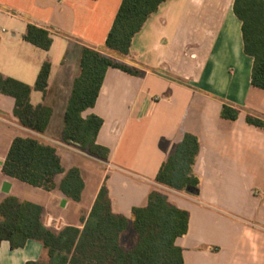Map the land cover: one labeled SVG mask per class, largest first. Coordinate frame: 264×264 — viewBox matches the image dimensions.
I'll use <instances>...</instances> for the list:
<instances>
[{"label": "crops", "instance_id": "0c3cea01", "mask_svg": "<svg viewBox=\"0 0 264 264\" xmlns=\"http://www.w3.org/2000/svg\"><path fill=\"white\" fill-rule=\"evenodd\" d=\"M122 2L0 0V73L34 88L49 60L48 90H33L31 103L53 110L41 135L22 127L14 116L15 99L0 94V205L9 196L41 205L45 226L59 233L67 226L82 227L107 186L114 211L131 219L133 209L146 207L151 192L161 188L156 178L175 146L193 134L200 141L194 166L200 190L197 196L171 195L190 213L188 233L176 241L184 264H264V129L246 120L249 114L264 120V90L252 85L254 58L245 52L235 0L162 4L135 36L124 61L143 75L110 68L96 105L83 113L103 120L97 142L109 149V159L64 142L82 49L105 46ZM29 24L50 31V51L24 39ZM224 104L239 109L238 120L222 118ZM20 136L54 146L66 171L80 169L85 181L80 202L59 188L49 192L3 173ZM82 162L89 164L85 170ZM71 206L74 222L58 215ZM46 259L43 245L34 240L16 250L8 241L0 246V264Z\"/></svg>", "mask_w": 264, "mask_h": 264}, {"label": "trees", "instance_id": "16d2710c", "mask_svg": "<svg viewBox=\"0 0 264 264\" xmlns=\"http://www.w3.org/2000/svg\"><path fill=\"white\" fill-rule=\"evenodd\" d=\"M167 1L123 0L105 46L83 47L80 75L74 82L65 115V143L97 159H109V149L97 142L103 120L96 115L84 118L83 113L96 105L110 68L143 75L140 68L124 61L135 36ZM234 12L243 23L245 52L254 58L252 85L264 90V0H235ZM24 39L46 52L52 47L50 31L35 24H29ZM50 73L51 63L47 60L34 88L0 73V94L15 99L14 116L19 124L41 135L48 129L53 110L46 105L34 106L31 94L33 90L47 92ZM221 116L236 121L240 111L224 104ZM246 120L264 129L263 119L249 114ZM199 152L198 137L187 134L159 171L156 183L161 188L151 192L146 207L133 209L131 219L114 211L107 186L102 187L88 217L82 218V227L67 226L59 233L45 226L41 205L9 196L0 205V246L8 241L16 250L24 248L29 240L41 243L46 261L26 264H184L183 249L176 241L187 235L190 213L178 207L162 188L197 196L187 189L200 190V179L194 172ZM2 170L6 176L33 187L49 192L59 188L69 199L82 200L85 181L80 169L66 171L56 148L35 137H17ZM62 175L58 185L57 178ZM131 226L137 240L127 247L123 237Z\"/></svg>", "mask_w": 264, "mask_h": 264}, {"label": "rangeland", "instance_id": "374dc122", "mask_svg": "<svg viewBox=\"0 0 264 264\" xmlns=\"http://www.w3.org/2000/svg\"><path fill=\"white\" fill-rule=\"evenodd\" d=\"M81 164L84 167V170H85L86 167L89 166V164L87 162H82ZM72 209H73L72 206L69 207L68 209L64 210V211L62 209H60L58 211V215H61L62 217L64 216L65 218L70 220L69 222H74L73 210ZM136 240H137L136 233H135L133 227L131 226L127 230L125 236L123 237V243H124L125 246L131 247V246H133L135 244Z\"/></svg>", "mask_w": 264, "mask_h": 264}, {"label": "built area", "instance_id": "2783aa9c", "mask_svg": "<svg viewBox=\"0 0 264 264\" xmlns=\"http://www.w3.org/2000/svg\"><path fill=\"white\" fill-rule=\"evenodd\" d=\"M164 191H166L170 196L171 195H175L176 193H178V192H175V191H173V190H170V189H167V188H162Z\"/></svg>", "mask_w": 264, "mask_h": 264}, {"label": "water", "instance_id": "95a60500", "mask_svg": "<svg viewBox=\"0 0 264 264\" xmlns=\"http://www.w3.org/2000/svg\"><path fill=\"white\" fill-rule=\"evenodd\" d=\"M187 190H188V192H190V193H196V194H198V191H196V190H194V189H192V188H188Z\"/></svg>", "mask_w": 264, "mask_h": 264}]
</instances>
